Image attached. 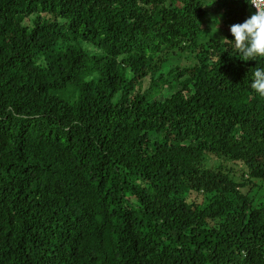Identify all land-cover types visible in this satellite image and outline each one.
Returning <instances> with one entry per match:
<instances>
[{"label":"trees","instance_id":"16d2710c","mask_svg":"<svg viewBox=\"0 0 264 264\" xmlns=\"http://www.w3.org/2000/svg\"><path fill=\"white\" fill-rule=\"evenodd\" d=\"M251 0H0V264H264Z\"/></svg>","mask_w":264,"mask_h":264},{"label":"clouds","instance_id":"9594fccd","mask_svg":"<svg viewBox=\"0 0 264 264\" xmlns=\"http://www.w3.org/2000/svg\"><path fill=\"white\" fill-rule=\"evenodd\" d=\"M253 13L242 23L233 24L229 28L234 49L243 57L242 61L264 59V0H258L260 10L252 7ZM250 87L261 98H264V67L256 68Z\"/></svg>","mask_w":264,"mask_h":264},{"label":"built area","instance_id":"2783aa9c","mask_svg":"<svg viewBox=\"0 0 264 264\" xmlns=\"http://www.w3.org/2000/svg\"><path fill=\"white\" fill-rule=\"evenodd\" d=\"M252 7L255 9V7L257 8V10L259 11L260 10V8H259V6H258V0H252Z\"/></svg>","mask_w":264,"mask_h":264},{"label":"rangeland","instance_id":"374dc122","mask_svg":"<svg viewBox=\"0 0 264 264\" xmlns=\"http://www.w3.org/2000/svg\"><path fill=\"white\" fill-rule=\"evenodd\" d=\"M253 13V12H252Z\"/></svg>","mask_w":264,"mask_h":264}]
</instances>
